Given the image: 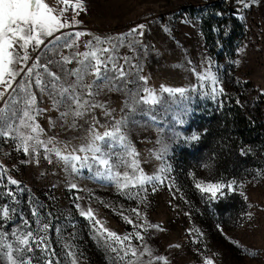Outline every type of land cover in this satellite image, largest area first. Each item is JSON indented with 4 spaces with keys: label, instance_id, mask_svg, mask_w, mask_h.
<instances>
[{
    "label": "rangeland",
    "instance_id": "374dc122",
    "mask_svg": "<svg viewBox=\"0 0 264 264\" xmlns=\"http://www.w3.org/2000/svg\"><path fill=\"white\" fill-rule=\"evenodd\" d=\"M210 1L214 0H84L86 11L76 17L81 23L63 31L86 34L79 38L77 49L64 50L66 55L77 50L87 51L85 45L88 41L95 44L94 37L115 38L137 25L146 26L142 38L126 37L116 52L118 56H127L130 63L137 66L130 70L128 79L132 83L122 85L120 91L105 89L96 99L113 110L116 120L130 117L126 134L140 154V167L145 173L159 174V169L168 165L171 171L163 174L167 179L156 185L155 192L151 190L152 185H146V192L132 189L121 193L115 183L95 179V168L72 173L54 154H49L53 161L49 163L43 149H40L37 164L31 156L15 151L11 142L5 144L0 140V164L7 167L8 175L21 182L19 187L8 185L6 179L0 182L15 192L18 201L15 203L4 195L6 189L0 186V207L8 204L10 209H16L14 219L5 224L6 231L11 232L21 224V215L33 222V230L37 228L34 221L39 219L52 226L44 235L49 238V247L55 249L60 264H70L65 245L72 246L78 264H126L103 246L102 239L94 238L92 222L80 215V209L91 208L104 227L120 236L131 234L130 243L134 247L142 249L147 245L155 255L166 256L170 264H204L206 257L213 259L214 264H264V0H257L247 9L240 6L244 19L235 15L243 23L244 32L229 65L210 55L198 15L189 14L190 7ZM47 2L55 4V0ZM165 27L170 31H164ZM133 39H142V44L129 48L128 41ZM209 65L224 88V94L217 95L216 99L202 94L210 92V86L199 87L201 81L192 71L195 68L202 73ZM68 67L77 65L73 63ZM125 69L129 70V65H125ZM138 75L148 78L146 85ZM94 79L88 75L85 83ZM161 85L186 89L197 85L198 90L189 91L187 99L179 94L163 93L164 103L156 106L153 112L141 115L140 111L149 107L142 104L134 116L129 113L126 107V102L131 103L129 90L135 94L148 87L160 95ZM37 99L39 107L47 109L37 118L44 129L41 139L55 137L56 146L63 150L68 145L69 152L86 142V120L78 119L80 126L77 128L62 126L63 121L59 120L48 97L41 100L37 93ZM226 105L231 106L227 112L228 122L231 120L228 113L239 110L251 124H260L257 136L236 141L240 151L250 153L244 170L230 176L219 169L212 171L213 155L209 146L202 155L194 157L198 159L193 167H188V173H183L187 167L178 159V146L189 145L193 141L190 138L197 136L194 117L201 111L204 114L214 110L220 112ZM94 115L99 120L100 133L112 127L114 121L105 117L103 110H94ZM149 115H155L157 121L153 122ZM133 120L135 122H131ZM163 145H168L169 151L162 164L153 153ZM116 151L123 154L122 149ZM125 170V167L119 168L121 173ZM230 181L236 182L233 185L236 191L216 199L195 186L197 182L206 186L208 182L227 184ZM72 183L78 186V191L70 189ZM33 207L38 209L37 217L32 216ZM133 209H138L140 215ZM128 219L134 223L129 224ZM142 223L143 229L139 227ZM148 225H160L163 230ZM136 232L143 234L142 241L135 238ZM33 257L32 264H44L46 254L37 249ZM0 264H7L5 257L0 256Z\"/></svg>",
    "mask_w": 264,
    "mask_h": 264
},
{
    "label": "snow or ice",
    "instance_id": "6c2138e0",
    "mask_svg": "<svg viewBox=\"0 0 264 264\" xmlns=\"http://www.w3.org/2000/svg\"><path fill=\"white\" fill-rule=\"evenodd\" d=\"M235 2L247 9L257 0H235ZM81 11H86L84 0H55L54 5H50L47 0H0V140L5 144L11 142L15 151L31 156L37 164L41 155L40 149H43L44 158L49 163L53 162L49 154H54L65 164L66 170L70 168L72 173L84 169L92 171L95 168V179L115 183L121 193H126V190L130 192L132 189L146 192V185H152L151 190L155 192L156 185L163 184L167 179L163 174L171 171L170 165L162 166L159 174L145 173L140 167L138 159L140 154L132 146L126 134L130 117L122 116L116 120L112 115L113 110L108 108L106 103L96 99L105 89L120 91L122 85L132 83L128 79L131 75L130 70L137 66L131 64L127 56H118L116 52L120 46H123L126 37L142 38L146 26L137 25L128 33L120 34L115 38L94 37L95 44L93 41L86 43L87 51L77 50L66 55L64 50L77 49L79 38L86 34L81 31H63L74 29L81 23L76 19ZM217 14L223 15V13ZM234 15L244 19L239 9ZM216 30L220 31V29ZM164 31L168 32L170 29L165 27ZM222 34L227 36L228 32L224 31ZM113 40L117 42L113 43ZM136 44H142V39L128 41L129 48H133ZM73 63L77 67L69 68L68 65ZM189 63L191 64V61ZM125 65H129V70L125 69ZM192 71L201 81L199 87L210 86L211 91L204 92L203 95L216 99L217 95L224 94V88L217 74L211 71V65L202 73L197 72L195 68H192ZM88 75L95 77L91 83H85V77ZM138 79L147 84L146 76L138 75ZM197 90V85H193L191 89L161 85L160 95L148 87H143L135 94L129 90L131 103L126 102V107L134 116L139 106L146 104L149 106L148 109L141 110L140 114L147 115L153 112L156 106L164 103L163 93H168L169 96L179 94V97L187 99L186 94L189 91ZM37 93L40 94L41 100L44 96L48 97L52 108L59 114V120L63 121L62 126L77 128L80 126L77 124L78 119L86 120L88 128L84 144L69 152L68 145H65L63 150L56 146L55 137L41 139L44 129L37 118L47 109L39 107ZM96 109L103 110V115L111 117L114 121L112 127L103 133L97 129L99 120L94 115ZM149 119L153 122L157 121L155 115H149ZM49 122L55 127L51 118ZM190 139L194 141L199 137L193 136ZM117 148L122 149L123 154H118ZM168 151L169 146L163 145L153 155L163 164ZM241 154L246 153L241 150ZM120 167H125L127 170L121 173ZM7 173V167L0 164V182L6 179L8 185L19 187L21 182ZM235 183V181L227 184L208 182L205 186L203 182H197L195 186L201 192L210 193L211 198L216 199L236 191L233 187ZM0 186L6 189L4 195L18 203L15 199L16 194L11 188H7L2 183ZM69 187L78 191L75 183L70 184ZM169 188L171 190V186ZM135 195L138 196L139 192ZM76 199L79 200L80 197L77 196ZM29 203L31 204V200ZM75 207L80 209L79 204ZM31 211L33 217L39 215L36 207ZM133 211L140 215L138 209ZM15 215L16 209H10L8 204L0 207V256L6 258L7 264H32L33 253L37 249L46 254L44 264H60L59 258L55 256V249L49 247V238L44 235L49 232L51 224L36 219L34 223L37 228L33 230V222L21 215V224L8 232L5 230V224L13 220ZM80 215L92 222L94 238L98 241L102 239L103 246L115 254L117 260L125 261L126 264H159V262L170 264L166 256L155 255L147 245L142 249L134 247L130 243L131 234L120 236L104 227L91 208L86 211L80 209ZM127 222L134 223L131 219ZM139 227L143 229L144 224H140ZM148 227L163 230L160 225H148ZM56 231L59 232V229ZM135 238L141 241L144 239L141 232H136ZM126 241L129 243L126 244ZM65 249L70 264H78L72 246L65 245ZM144 257L147 259H143ZM204 264H214V261L206 257Z\"/></svg>",
    "mask_w": 264,
    "mask_h": 264
},
{
    "label": "trees",
    "instance_id": "16d2710c",
    "mask_svg": "<svg viewBox=\"0 0 264 264\" xmlns=\"http://www.w3.org/2000/svg\"><path fill=\"white\" fill-rule=\"evenodd\" d=\"M240 6L235 0H214L206 5L189 8V14L198 15L200 19V28L210 55L228 65L232 63L231 59L244 32L243 23L234 15L238 9L240 10ZM224 31L228 32L227 36L222 34ZM230 108V105H226L220 112L214 110L207 114L201 111L194 117L193 122L196 124L199 139L187 146H178V159L185 168L187 167L183 169V173H188V167H193L198 159L194 157L202 155L203 150L209 146L213 155L212 171L219 169L225 176H230L244 170L250 153L244 151L246 154L242 155L236 141L243 142L248 136H257L260 124H251L247 116L239 110L228 113V118L231 119L228 122L227 112ZM223 120H226V123Z\"/></svg>",
    "mask_w": 264,
    "mask_h": 264
}]
</instances>
